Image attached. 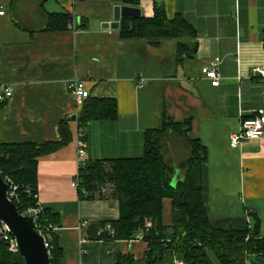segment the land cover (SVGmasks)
I'll return each mask as SVG.
<instances>
[{"label": "crops", "instance_id": "obj_1", "mask_svg": "<svg viewBox=\"0 0 264 264\" xmlns=\"http://www.w3.org/2000/svg\"><path fill=\"white\" fill-rule=\"evenodd\" d=\"M164 2L169 17L180 13L197 31L196 57L180 67L176 39L154 46L143 38L122 37L120 28H102L121 3L0 0L5 11L0 14V84L13 89L0 108V141H59L61 122L72 132L68 144L38 159L39 201L59 213L54 233L64 250L62 264H115L125 254L144 259L149 244L143 238L90 237L92 223L116 220L120 209L111 187L108 192L104 186L90 199L72 186L78 172L77 132L83 128L88 161L138 157L144 153L145 132L161 128L164 114L191 118L190 137L208 150L203 193L211 224L254 229L256 220L249 213L254 212L264 237V135L230 145L241 120L264 109V74L256 71L264 70V0ZM139 7L142 15L153 16V0H141ZM55 12L72 15L65 29H48ZM215 57L220 59L217 86L202 72ZM141 77L145 81L139 86ZM75 78L85 81L92 98L116 99L118 118L80 126L83 104L69 90ZM165 214L169 223V199ZM98 245L100 252L95 250ZM210 257L213 264H221L213 252ZM176 261L167 264H180Z\"/></svg>", "mask_w": 264, "mask_h": 264}, {"label": "trees", "instance_id": "obj_2", "mask_svg": "<svg viewBox=\"0 0 264 264\" xmlns=\"http://www.w3.org/2000/svg\"><path fill=\"white\" fill-rule=\"evenodd\" d=\"M86 1V0H80ZM139 6L141 0H111ZM153 16L122 18L120 34L124 38H143L157 46L164 39H176V64L182 66L198 52L199 42L194 26L180 13L169 17L164 0H153ZM72 20L68 12L50 14L48 29H65ZM83 24V22H82ZM87 26V21L83 27ZM4 104L0 105V108ZM118 118V103L114 98H92L83 103L80 126L99 120ZM61 140L43 143H6L0 141V172L20 185V199L28 205L38 194V159L52 153L72 140V132L65 122L59 126ZM192 119H174L164 114L161 128L145 132L144 153L138 157H118L109 160H91L79 170L86 180L82 183L88 193L82 197L94 198L104 184L113 186L112 196L118 200L120 215L116 220L92 223L94 239L127 240L134 238L151 218L154 225L145 232L149 250L142 261L132 254L120 255L115 264H167L178 260L182 264H213V252L221 264H246L247 259L257 264L264 259V237L260 236L261 220L254 212V229L216 228L208 217L203 193V165L208 150L200 140L190 137ZM171 140L186 144L184 160L179 164L182 177L173 183L178 169L166 159L164 145ZM29 188L30 193L25 189ZM171 202V220L166 222L165 200ZM20 211L21 204L18 203ZM42 218L58 224L59 213L44 208ZM110 223L112 232L106 229ZM51 264H62L64 250L53 233L50 250ZM0 264H25L23 257L8 250L0 241Z\"/></svg>", "mask_w": 264, "mask_h": 264}, {"label": "built area", "instance_id": "obj_3", "mask_svg": "<svg viewBox=\"0 0 264 264\" xmlns=\"http://www.w3.org/2000/svg\"><path fill=\"white\" fill-rule=\"evenodd\" d=\"M0 14H5L4 10H0ZM220 59L215 57L208 64L202 67V72L205 77L211 80L212 85L217 86L220 84L221 74L219 70ZM256 71L264 74L262 67H257ZM144 78H140L138 85L142 86L144 83ZM69 90L75 96L77 104L81 105L84 101L90 96V91L85 83V81L79 80L77 78L73 79L69 83ZM13 89L9 84H0V105L6 104L8 99L12 96ZM264 135V109L257 110V114H254L250 117L243 118L241 120L240 129L236 132L231 133L230 135V145L232 147H238L242 144L243 141L249 139H260ZM78 138V150H77V160H78V172L72 181V186L76 187L79 193L87 194L88 191L85 186L82 184L86 183V180L80 175L79 170L86 166L87 159V150L84 144V131L80 127L77 132ZM8 183V197L12 200L17 206L18 203L21 204L22 210L19 211L21 214L26 216L33 217L37 231L43 236L45 245L48 248L50 253L52 243H53V233L59 227L58 224L51 223L47 219L42 218L43 206L39 201L38 194L34 196L33 202L28 205H25L20 199V185L15 183L10 177H4ZM104 188H102L103 190ZM26 192L30 193V189L26 188ZM85 222L80 224V228L83 227ZM154 223L151 219H147L143 229L136 234L134 239H142L145 232H147ZM106 229L112 232V226L110 223L106 224ZM85 238H82V242ZM0 241H2L7 247L8 250L14 254L19 253V245L16 236L12 233L8 223L0 219ZM51 254V253H50ZM246 264H253L250 259H247Z\"/></svg>", "mask_w": 264, "mask_h": 264}, {"label": "water", "instance_id": "obj_4", "mask_svg": "<svg viewBox=\"0 0 264 264\" xmlns=\"http://www.w3.org/2000/svg\"><path fill=\"white\" fill-rule=\"evenodd\" d=\"M142 15L139 6L116 4L111 21H103L102 28L119 29L122 18H137ZM180 179L177 174L173 180ZM0 219L8 223L12 233L16 236L19 253L25 264H51V255L45 245L43 236L37 231L31 216L20 213L18 206L8 197V183L0 172ZM257 264H264L263 258L255 259Z\"/></svg>", "mask_w": 264, "mask_h": 264}, {"label": "rangeland", "instance_id": "obj_5", "mask_svg": "<svg viewBox=\"0 0 264 264\" xmlns=\"http://www.w3.org/2000/svg\"><path fill=\"white\" fill-rule=\"evenodd\" d=\"M164 152L166 154V159L170 162V164L173 165V168L180 169L179 164L182 160H184L186 154V144L183 141L179 142L178 140H171L164 145ZM181 172L183 173L182 170ZM104 186L106 187V189H108V192H110L111 188H113V186L109 183L104 184ZM147 219H151V218H146V220ZM100 247L101 246L98 245L95 250L100 252Z\"/></svg>", "mask_w": 264, "mask_h": 264}, {"label": "bare ground", "instance_id": "obj_6", "mask_svg": "<svg viewBox=\"0 0 264 264\" xmlns=\"http://www.w3.org/2000/svg\"><path fill=\"white\" fill-rule=\"evenodd\" d=\"M176 177V174H175V176H174V178ZM146 222V221H145Z\"/></svg>", "mask_w": 264, "mask_h": 264}]
</instances>
